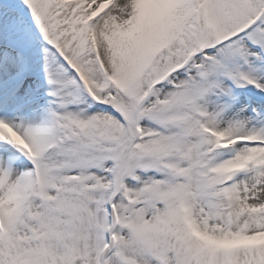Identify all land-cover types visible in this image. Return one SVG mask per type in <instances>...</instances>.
I'll list each match as a JSON object with an SVG mask.
<instances>
[{
    "label": "snow or ice",
    "instance_id": "1",
    "mask_svg": "<svg viewBox=\"0 0 264 264\" xmlns=\"http://www.w3.org/2000/svg\"><path fill=\"white\" fill-rule=\"evenodd\" d=\"M0 264H264V0H0Z\"/></svg>",
    "mask_w": 264,
    "mask_h": 264
}]
</instances>
